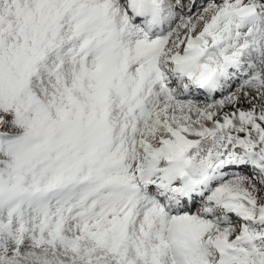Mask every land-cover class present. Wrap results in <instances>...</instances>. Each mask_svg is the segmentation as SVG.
<instances>
[{"label":"snow or ice","instance_id":"snow-or-ice-1","mask_svg":"<svg viewBox=\"0 0 264 264\" xmlns=\"http://www.w3.org/2000/svg\"><path fill=\"white\" fill-rule=\"evenodd\" d=\"M0 264H264V0H0Z\"/></svg>","mask_w":264,"mask_h":264}]
</instances>
